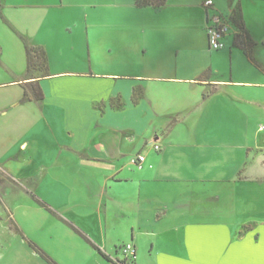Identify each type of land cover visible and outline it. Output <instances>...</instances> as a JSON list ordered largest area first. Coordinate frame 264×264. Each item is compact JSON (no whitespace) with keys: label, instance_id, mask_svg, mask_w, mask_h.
Listing matches in <instances>:
<instances>
[{"label":"crops","instance_id":"1","mask_svg":"<svg viewBox=\"0 0 264 264\" xmlns=\"http://www.w3.org/2000/svg\"><path fill=\"white\" fill-rule=\"evenodd\" d=\"M204 1L0 0V169L95 264L128 243L132 264H264V0ZM237 4L249 56L233 24L208 42ZM21 37L47 53L31 79Z\"/></svg>","mask_w":264,"mask_h":264},{"label":"rangeland","instance_id":"2","mask_svg":"<svg viewBox=\"0 0 264 264\" xmlns=\"http://www.w3.org/2000/svg\"><path fill=\"white\" fill-rule=\"evenodd\" d=\"M32 186V181L22 184L0 169V264H49L30 242L58 264L56 258L68 264H95L80 242L94 246L52 207L38 203ZM119 258L123 259L122 253Z\"/></svg>","mask_w":264,"mask_h":264},{"label":"trees","instance_id":"3","mask_svg":"<svg viewBox=\"0 0 264 264\" xmlns=\"http://www.w3.org/2000/svg\"><path fill=\"white\" fill-rule=\"evenodd\" d=\"M166 1L167 0H136V5L138 7H149L150 6L153 8H160L166 3ZM0 17H2L4 19L2 9H1V4H0ZM231 21H232V24L238 30H240V32H241V34L239 35V38L241 40L240 43H242V47L244 48L245 53L249 56V50L247 47L251 46V42L248 40V36L246 34V31H245L242 10H241V7L239 4L236 5V7L233 11ZM21 38L24 42L25 50H26V54H27V73H26L27 78L26 79H31L34 76L35 71L42 70V71L46 72L48 70L47 53H46L44 48L32 46L26 38H24V37H21ZM30 86H31V92H32L33 97L37 100L43 99V93H42L41 89L34 83H31ZM29 92H30L29 89L26 88V91H25V94H24L22 101H27V100L31 99L32 96L29 94ZM138 95H139V92H137V90H136L134 92V95H133L134 103H137ZM205 97H207V95H205ZM112 104H114L113 100H112ZM37 201L41 205L48 207V205L45 202H43L42 200L38 199ZM66 223H68L70 226H72L74 228V230H76V232H78L81 236H85L87 241L89 243H91L94 246V248H97L96 245L90 239H88L86 237V235H84L77 227H75L73 224H71L69 222H66ZM30 244L34 246L36 251L44 259H46L49 262V264H58L49 255H47L45 252L40 250L35 244H33L31 242H30ZM100 253L107 260L111 261L113 264H116V262L113 259H111L109 255L105 254L101 250H100Z\"/></svg>","mask_w":264,"mask_h":264},{"label":"built area","instance_id":"4","mask_svg":"<svg viewBox=\"0 0 264 264\" xmlns=\"http://www.w3.org/2000/svg\"><path fill=\"white\" fill-rule=\"evenodd\" d=\"M204 5L206 8H213V0H205ZM207 35L209 46L212 50H222L225 48V39L231 34L232 21L230 18L224 16L219 12H214L207 18ZM156 150H159L158 145L155 146ZM145 161V156L138 155L133 158L132 163L138 168H142ZM119 253H122L123 259L119 257L114 260L116 264H132L135 259V246L131 243L125 244L119 248Z\"/></svg>","mask_w":264,"mask_h":264}]
</instances>
